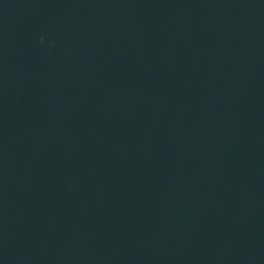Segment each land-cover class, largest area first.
Returning <instances> with one entry per match:
<instances>
[{
  "label": "water",
  "instance_id": "obj_1",
  "mask_svg": "<svg viewBox=\"0 0 264 264\" xmlns=\"http://www.w3.org/2000/svg\"><path fill=\"white\" fill-rule=\"evenodd\" d=\"M0 264H264V0H0Z\"/></svg>",
  "mask_w": 264,
  "mask_h": 264
}]
</instances>
